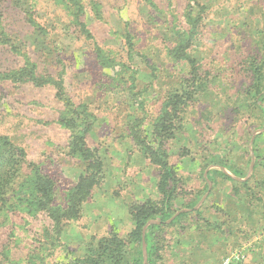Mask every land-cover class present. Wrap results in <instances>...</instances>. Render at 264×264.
<instances>
[{
  "label": "rangeland",
  "instance_id": "rangeland-1",
  "mask_svg": "<svg viewBox=\"0 0 264 264\" xmlns=\"http://www.w3.org/2000/svg\"><path fill=\"white\" fill-rule=\"evenodd\" d=\"M94 1L102 5V20H93L88 10L87 26L95 44L116 58V66L102 67L94 42L68 32L53 3L38 5V21L52 31L53 41L42 45L37 40L34 51L28 41L31 29L20 26L23 15L2 9L7 18L0 22L18 54L0 43V72L20 67L25 49L40 72L44 61L52 60L50 52L59 57L50 72L63 73L73 103H84L95 117L85 143L99 150L103 179L76 217L61 220L54 246L45 243L43 231L52 222L44 213H9L0 226V251L10 245L14 250L1 251L0 264H71L110 232L125 237L132 228L131 205L161 199L160 171L145 146L154 137L165 97L180 95V83L190 77L187 63L168 57L175 45L168 27L186 29L181 16L186 1L151 0L154 7L144 0ZM201 5L207 10L187 51L202 90L173 124L164 125L161 137L176 168L178 196L175 213L156 237L158 254L163 264H264V135L256 138L264 133V114L247 94L249 62L264 55V0H206ZM129 30L135 44L130 62L122 38ZM55 93L52 87L0 83V133L27 153L14 186L30 174V163H38L55 178L56 203L65 206L64 189L85 172L84 163L55 147L68 131L56 122L43 125L63 107ZM209 161L222 167H205ZM181 213L188 215L169 225Z\"/></svg>",
  "mask_w": 264,
  "mask_h": 264
},
{
  "label": "trees",
  "instance_id": "trees-1",
  "mask_svg": "<svg viewBox=\"0 0 264 264\" xmlns=\"http://www.w3.org/2000/svg\"><path fill=\"white\" fill-rule=\"evenodd\" d=\"M144 1L148 5L153 6L151 0ZM185 1L186 6L181 16L186 29L181 31L168 27L175 37V45L168 50V57H171L176 62L182 61L187 63L189 65L190 77L189 79H185V81L182 80V83H180V95L179 92H175L165 97L161 105V114H159L155 120L157 122L153 125L155 127L154 137L145 146L146 155L150 159V162L158 167L160 171L157 191L161 199L158 203L146 201L131 205L129 207V215L131 217L132 228L125 237L119 236L116 232H110L107 236L96 241L95 244L89 245L87 251L82 256L74 258L71 264H144L143 243L147 256L146 264H163L162 258L158 254L159 249L156 237L166 227V221L175 213L173 207L178 196L176 194L178 180L176 179V168L169 163V156L161 137L163 136L164 125L167 123L173 124V121L175 118H179L181 111L187 103L191 102L194 96L202 90L196 65L191 60L187 50L193 44L196 32L201 25V20L204 19L203 15L207 8L201 5V2L206 0ZM40 3H53L60 10L59 18L65 23L68 32L70 31L76 37L82 38L83 41L94 42L93 36L87 26L86 16L89 10L90 17L93 20H102V5L98 1L0 0V17L3 21L7 18L6 12L8 13L10 8L16 14L23 15L22 20L20 19V26H28L31 29L28 34L30 37L28 41L30 43L29 48H32L33 51L35 50L34 45L37 40L42 45H49L53 41L52 31L48 30L44 24L38 21V5ZM2 9H5L6 12H2ZM151 21L154 22V19H151ZM4 33L1 21L0 43L7 45L13 55L18 54L15 43L9 40L7 33ZM122 38L127 47L125 55L130 62L134 56V34L131 30L124 31ZM92 45L95 59L102 67H110V64L114 66L118 65L116 58L111 56L110 52H106V54L95 42ZM23 53L20 54V57H23L20 67L0 72V83L29 86L35 89L52 87L56 90L54 99L61 103L63 107L58 112L57 118H52L50 121L44 122L43 125L52 127V123L56 122L60 128L68 131L67 138L62 142L54 143L55 147L61 149L66 157L84 163L85 175L80 176L74 186L66 188V192L64 189L65 206L57 205L56 203L58 186L55 178L44 173L43 165H39L38 163H30L29 166H32L30 174L25 176L19 185L16 184L14 186L16 178L21 177V169L27 153L23 147L15 144L8 134L0 133V226L5 225L9 221V213L16 214L22 211L35 215L44 213L52 222V227L49 226L43 231V236H47L48 238L45 237V243L50 242L54 246L59 235L61 220L76 217L80 205L87 201L93 188L102 181L103 163L99 150L95 148L91 149L85 143V135L90 131L95 117L84 106V103H73L72 98L66 92L62 77L63 73L57 72L53 75L50 72V67H53V63L55 62L54 59L59 57L54 56L50 52L49 56L52 57V60L50 62L44 61L46 67L43 69L44 71L40 72V64L38 65L32 60L26 49ZM79 60L81 63L83 62V59L80 58ZM56 65L55 63L54 67ZM123 66L129 68L127 63H123ZM247 71L250 73L251 78V86L247 94L253 99L254 105L260 113L264 114V55L262 56V60H257V58L251 60L249 62V70ZM195 85H198V87L195 88ZM16 115L20 116V113ZM13 118L17 119L16 116ZM263 135L264 133L257 134L256 138ZM210 159L213 161L212 158ZM209 165L222 167L219 163L216 164L210 161L205 167ZM210 175L212 173L209 170L206 175L209 181ZM228 180H231V178L228 177ZM185 215L188 214H179L169 225L176 224ZM149 221H156L158 223L148 224ZM5 247L1 251L12 252L14 250V245Z\"/></svg>",
  "mask_w": 264,
  "mask_h": 264
},
{
  "label": "water",
  "instance_id": "water-1",
  "mask_svg": "<svg viewBox=\"0 0 264 264\" xmlns=\"http://www.w3.org/2000/svg\"><path fill=\"white\" fill-rule=\"evenodd\" d=\"M143 253H144V264H146L147 256H146L145 249H144V243H143Z\"/></svg>",
  "mask_w": 264,
  "mask_h": 264
}]
</instances>
